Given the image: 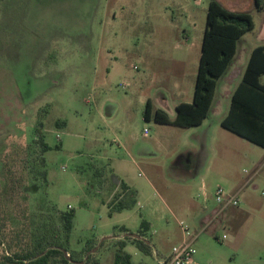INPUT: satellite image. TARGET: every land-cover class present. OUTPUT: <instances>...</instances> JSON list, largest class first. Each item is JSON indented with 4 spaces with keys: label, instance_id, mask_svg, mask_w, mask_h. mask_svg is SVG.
Masks as SVG:
<instances>
[{
    "label": "rangeland",
    "instance_id": "obj_1",
    "mask_svg": "<svg viewBox=\"0 0 264 264\" xmlns=\"http://www.w3.org/2000/svg\"><path fill=\"white\" fill-rule=\"evenodd\" d=\"M208 1H0V184L7 166L25 178L24 200L9 207L4 242L15 245V231L25 224L29 230L23 231L24 237L34 238L42 223L50 234L60 224L58 212L71 209L70 248L78 252L88 240H95L86 254L97 264H112L124 238L120 227L135 233L144 210L134 204L110 216L107 203L118 178L140 185L148 170L153 178L149 164L154 163L171 180L167 189L158 183L169 203L180 195L206 205L207 212L218 209V187L236 193L238 203L203 223L196 212H170L158 206L149 214L150 253L126 241L130 243L124 250L133 264H158V258L177 243L180 221L197 234L195 253L186 264H264V168L244 183L253 165L264 158V150L228 133L230 148L217 153L216 165L196 177L189 190L173 178L177 164L165 155L183 151V141L173 142L172 135L165 144L160 125L143 118L147 98L176 80L165 78L167 70L175 77L194 73ZM219 1L227 8L248 9L249 0ZM261 4L264 7V0ZM253 9L249 13L254 31L244 37L248 42L256 40L264 26V10ZM244 47L240 43L234 67L239 66ZM237 75L233 69L227 82ZM56 120L65 123L57 127ZM40 133L50 148L43 153L35 144L27 150ZM144 153H149V160ZM225 162L229 175L216 172ZM43 170L45 178L40 177ZM35 180L42 183L38 186ZM151 188L145 196L157 204ZM23 236L19 235L21 243L27 239ZM5 247L0 246V256Z\"/></svg>",
    "mask_w": 264,
    "mask_h": 264
},
{
    "label": "trees",
    "instance_id": "obj_2",
    "mask_svg": "<svg viewBox=\"0 0 264 264\" xmlns=\"http://www.w3.org/2000/svg\"><path fill=\"white\" fill-rule=\"evenodd\" d=\"M253 1L255 8L261 10L262 0ZM253 28L254 21L249 12L230 10L218 0H209L192 101L178 103L175 106L174 118L170 119L162 109L155 107L147 99L143 111L144 120H153L157 123L179 127H193L201 124L209 113L217 79L226 73L231 64L238 40ZM261 75H264V44L252 49L241 80L232 92L230 107L221 121V126L241 138L264 147V84L260 82ZM64 123L63 120L55 121L57 127ZM36 131L38 132V130ZM35 144L39 145L43 153L50 148L44 141L42 133L34 138L32 143L27 144L26 149L34 148ZM41 165L44 167L43 158ZM15 175L14 170L7 166L2 177L3 183L0 184V246H6L0 256V264H75L74 262L81 261L83 257V264H97L96 259H92L90 255L86 254L95 246V240H88L78 252L70 248L69 237L74 218L71 209L58 212L60 224L53 226L50 234H48L45 224L42 223L36 228V232L33 234L34 238L32 236L24 237L23 231L29 230L28 225L25 224L24 227L21 226L16 231V228H10L12 232L15 231L17 237L15 245L4 242L5 238L2 237V234L11 214L9 207L22 203L24 200V175L21 172ZM40 177L45 178V170L40 172ZM37 181L35 180L33 183L39 186L42 182ZM115 199L116 196L108 203L110 211L120 210L124 207L122 200ZM27 215L25 213L22 218L25 223L28 219ZM147 227L148 223L142 220L138 233L144 237ZM120 231L127 233L128 230L120 227ZM20 234L27 238L23 243L19 239ZM126 241H130L141 252L150 253L148 243L124 236L118 242V251L114 254L112 264H133L131 255L123 250ZM13 247L15 248L13 249ZM63 250L69 254L70 260L65 258Z\"/></svg>",
    "mask_w": 264,
    "mask_h": 264
},
{
    "label": "crops",
    "instance_id": "obj_3",
    "mask_svg": "<svg viewBox=\"0 0 264 264\" xmlns=\"http://www.w3.org/2000/svg\"><path fill=\"white\" fill-rule=\"evenodd\" d=\"M249 1L247 2L248 9L245 10L247 12H251V10H254L253 8L255 7L254 1L251 2ZM228 9L243 11L239 7L236 8L235 6H231V5H228ZM261 10H264V7H262ZM261 10H257V11H261ZM254 27H255V23H254ZM253 31L254 28L251 31L243 34L241 38L238 40L236 53L231 61V64L229 65L226 73L222 77L217 79V86L215 89V93L213 96L209 113L207 117L201 122V124L193 127H179L172 124L157 123L154 121L156 125H160L161 129H163V133H165V135L167 136L165 140V144H169L168 136H172V135L175 136L173 142H176L177 140L180 142L183 141V144L185 146L183 151H179L178 153L175 152L173 154L172 153L169 154V152H166L165 155L169 156L168 157L169 161L176 162L177 164V166L173 168V178L176 181L182 182L183 185L181 186H184L189 190L195 184L196 177L204 176V173L207 174V172H209V168L214 167L216 165L214 162L215 161L214 158L217 156V153L223 151L224 149L225 151H227V149L230 148L228 133H232V132L222 127L221 121L229 110L232 92L234 91L235 87L238 85V83L241 80L243 71L248 62L252 49L258 45L264 44V26L261 28L260 35L256 40L252 42H248L247 40H245L244 37L248 35V33H252ZM187 43H189V41H187ZM240 43H243L245 47L243 49L242 58L240 60L239 66L234 67L235 60L238 57V54L240 53L239 52ZM184 49L187 50L188 48L184 46ZM200 51H201V45L199 47L198 55L196 57L197 63H195L193 66L194 67L193 74L187 75L186 73H182L180 74L179 77H175L173 76V72H171V70H167V72L164 74L165 78L172 77V79H176V80H172L171 83L166 82L159 90L153 93L154 96L153 98L151 97L147 98L153 103L155 107L162 109L170 119L174 118L175 106L178 103L180 102L189 103L192 101L193 88L195 83ZM233 69L238 71V75L236 79L232 80V82L229 83L227 82V79ZM262 76L263 75L260 76L261 83H262L261 81ZM170 142H171V138H170ZM261 148L264 150V147ZM243 155L245 156L246 153ZM144 157L148 158L149 160V153H144ZM225 163L226 165L219 164V167L216 168L217 173L222 174L224 170L226 171L224 167L227 166V162ZM149 165H151V168L153 170L152 171L153 178L152 179L149 178V170H148L145 177V181L142 182L140 185L134 183V181L132 182L131 180L129 183L124 181V179L122 178H118V183L115 187L114 194L111 197V199L108 201V203L116 196L115 200H122L124 203V207L122 209L116 211H110L109 205L107 203L109 210L108 213L110 216L113 215L114 213H119L125 209L130 208L134 204H137L139 208H142L144 210L143 212L144 217L142 220H145L148 223V227L147 230L144 232L145 236L143 237L138 233L140 227L139 224V227L138 229H136L135 233H138L141 237L145 239L147 238L150 228L149 214L151 212H154L157 209V207L160 205L164 209L167 208V210L170 212H173L175 209L193 211L194 213L196 212L201 223L206 222L209 219V216L213 214L214 211L217 209L212 207L210 211L207 212L206 205L203 204L202 206L200 203L197 204L194 200L191 199L189 200L184 198L182 199V196L180 195L174 196L175 198L174 202L169 203V201H167V199L159 191L158 183L161 188L167 189L168 188L167 185L170 183L169 181L171 180L169 178L164 177V171L161 169V167L158 164L150 163ZM253 166L254 169L252 173L246 178L244 183H246L250 178L255 177L257 173L264 168V158L262 159V161H259L256 165L254 164ZM224 174L229 175L231 173H229L227 170ZM149 186L152 187L151 189L153 190L152 193L153 196H156L158 198L157 204L154 203L150 204L149 200H147V197L145 196V193L149 192ZM204 199L207 200V197H205ZM124 228L128 230L127 232H130V230L127 227ZM124 234L125 233H123V236ZM181 239H182V232L178 236L177 243ZM128 243L130 242H126V245ZM170 249L167 255L169 254Z\"/></svg>",
    "mask_w": 264,
    "mask_h": 264
},
{
    "label": "built area",
    "instance_id": "obj_4",
    "mask_svg": "<svg viewBox=\"0 0 264 264\" xmlns=\"http://www.w3.org/2000/svg\"><path fill=\"white\" fill-rule=\"evenodd\" d=\"M196 1L199 2L200 0ZM147 132V130H144L145 134ZM215 198L220 203V207L217 211H214V214L219 213V211H222L229 205L235 206L238 203L236 193H225L221 187L215 190ZM179 226L182 232V239L171 247L167 256L158 258V264H186L192 261L195 253L194 242L197 234L191 231L182 221L179 222ZM225 237L226 235L223 234L222 238Z\"/></svg>",
    "mask_w": 264,
    "mask_h": 264
},
{
    "label": "water",
    "instance_id": "obj_5",
    "mask_svg": "<svg viewBox=\"0 0 264 264\" xmlns=\"http://www.w3.org/2000/svg\"><path fill=\"white\" fill-rule=\"evenodd\" d=\"M124 236H130V237H133L135 239H139V240H142V241L148 243V240L143 238V237H141L138 233L127 232V233L124 234ZM63 253L65 255V258L67 260H70L69 254L65 250H63ZM74 263L75 264H82V262H80V261L79 262H74Z\"/></svg>",
    "mask_w": 264,
    "mask_h": 264
}]
</instances>
